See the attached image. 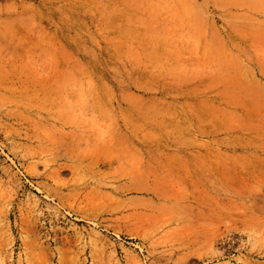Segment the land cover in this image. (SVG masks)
I'll use <instances>...</instances> for the list:
<instances>
[{
	"label": "rangeland",
	"instance_id": "1",
	"mask_svg": "<svg viewBox=\"0 0 264 264\" xmlns=\"http://www.w3.org/2000/svg\"><path fill=\"white\" fill-rule=\"evenodd\" d=\"M0 264H264V0H0Z\"/></svg>",
	"mask_w": 264,
	"mask_h": 264
}]
</instances>
